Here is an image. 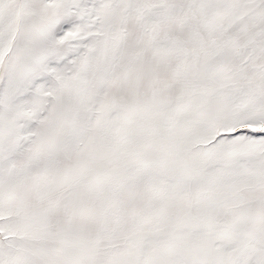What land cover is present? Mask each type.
<instances>
[{"label": "snow or ice", "instance_id": "1", "mask_svg": "<svg viewBox=\"0 0 264 264\" xmlns=\"http://www.w3.org/2000/svg\"><path fill=\"white\" fill-rule=\"evenodd\" d=\"M0 264H264V0H0Z\"/></svg>", "mask_w": 264, "mask_h": 264}]
</instances>
